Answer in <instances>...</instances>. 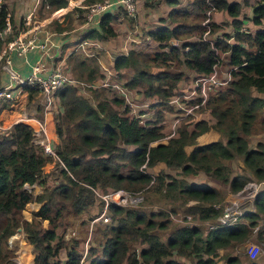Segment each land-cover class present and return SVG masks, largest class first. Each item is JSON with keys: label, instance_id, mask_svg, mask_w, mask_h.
<instances>
[{"label": "trees", "instance_id": "16d2710c", "mask_svg": "<svg viewBox=\"0 0 264 264\" xmlns=\"http://www.w3.org/2000/svg\"><path fill=\"white\" fill-rule=\"evenodd\" d=\"M93 1L100 0L82 3ZM148 1L134 2L133 14L117 3L84 24L78 39L96 47L118 34L117 23L133 20L136 13L160 2L167 7V20L146 27L137 41L115 54L109 72L101 70L93 51L87 54L78 47L65 55V70L75 80L52 91L57 109L53 116L57 141L50 142L53 156L33 141L29 125L15 122L0 129V262L6 263L8 257L3 253L8 237L20 228L31 245L32 264H78L83 248L76 234L63 238L66 225L81 215L90 220L99 213L102 200L94 189H124L139 191L144 200L156 194L164 208L146 211L143 200L127 207L108 203V220L96 228L101 242L90 236L91 231L83 240L88 243L86 264H264L248 255L247 246L245 252L235 251L249 239L264 241V0L248 1L246 22L239 17L240 0ZM43 2L52 11L67 0ZM11 8L0 0V31L7 12L13 26L10 34L0 37V48L18 30ZM80 9L68 10L65 16L72 21L74 10ZM210 10L229 17L222 22L227 30H220L211 14L207 17ZM247 22L254 28H242ZM54 24L52 30L58 34L70 26ZM66 36L67 31L62 34ZM79 50L82 54H75ZM216 62L228 73L223 86L208 92L202 103L199 95L182 97ZM178 65L183 70H169ZM154 67L159 70L154 72ZM183 79L189 85L180 89ZM24 89L28 98L37 91ZM148 99L155 101L146 103ZM8 103L3 101L0 109ZM195 109L208 111L210 117L196 120L191 128L181 124V118ZM164 110H172L173 119L180 122L170 135L162 130ZM203 133L211 136L201 141ZM252 135L261 138L254 140ZM51 161L54 171L43 173L42 166ZM231 162L236 163L234 168ZM51 174L55 178L47 183ZM199 174L215 185L190 179ZM248 181L261 186L237 205L236 221L210 226L226 193H235ZM33 183L40 186L35 194L24 187ZM32 201L40 204L25 219L22 210ZM93 206L95 212L90 213ZM179 213L183 222L174 224L172 217ZM186 213L206 224H186ZM86 222H80L84 231Z\"/></svg>", "mask_w": 264, "mask_h": 264}, {"label": "built area", "instance_id": "2783aa9c", "mask_svg": "<svg viewBox=\"0 0 264 264\" xmlns=\"http://www.w3.org/2000/svg\"><path fill=\"white\" fill-rule=\"evenodd\" d=\"M81 1V2H80ZM134 0H100L93 1L89 3H82V0H74L71 3L67 0L64 7H60L52 10L50 15L44 16L42 20H34L33 17L37 11V8L42 5V0H34L31 5V8L20 16L21 19V28L17 30V32L0 48V69H2L6 74V80H0V104L3 101L12 102V100L16 97V94L25 90L24 87H35L37 89L36 93H41L44 97L43 104L44 106H49L51 101L53 102L52 91L59 85L63 83H73L74 79L71 78L65 70L64 63L62 61L50 62L49 57L55 56L56 50L61 48V41H54L52 39L53 35H57L58 33L53 30H48L45 28V25L52 18L61 20L60 16L62 13L68 10H72L77 5L80 9L74 10L73 17L78 19L80 18L83 21V24H87L94 15H98L107 8H110L112 5L117 3H122L125 5L129 14H133V3ZM39 2L41 4L39 5ZM73 2H76L73 4ZM49 8V4L43 2L42 8ZM58 12V13H57ZM57 13V14H55ZM10 14L7 12L4 17V27L0 31V37H5L11 33V23H10ZM48 20V21H47ZM47 21V22H46ZM70 39V38H69ZM78 39V38H77ZM76 39V40H77ZM76 40H70L72 42L70 50H77L78 47L84 49V45L86 42L84 40H79L78 43H75ZM10 52L16 54L17 56H25L27 52H35L36 59L31 63L30 69L26 74L19 73L10 62ZM58 55V54H57ZM220 72L221 79H218L216 76L217 72ZM226 72V77L222 76ZM228 79L227 71L221 69L219 67V62H216L212 71L204 76L198 77L194 80L191 88L186 92L184 96H200V103L204 100L205 96L209 91L212 90L215 86H218L220 83H224ZM26 91V90H25ZM55 100V99H54ZM173 101H177V97L172 99ZM187 110V109H186ZM27 119V118H25ZM36 121L37 125L31 127L32 136H36L38 140H34V142L41 145L42 150L48 155H54L52 146L50 145V140L48 139L45 131V127L41 120L33 119ZM177 119L173 121L175 123ZM34 138V137H33ZM261 186V182L248 181L243 185V187L232 193V200L225 206H223L220 214L216 217L214 225H231L236 221L238 210L237 205L246 199L252 198L258 191ZM96 195L103 200L102 208L99 213L90 219V224L95 220H103L106 221V206L108 204V200L113 201L114 203H119L124 201L127 197V194L121 190H111L106 193H99L96 190H93ZM135 199V197H134ZM131 201V199H130ZM86 242V241H85ZM258 250V247L255 244L249 243L246 247V252L250 257H253ZM86 249L82 251V254L79 258L78 264H86L84 260Z\"/></svg>", "mask_w": 264, "mask_h": 264}, {"label": "rangeland", "instance_id": "374dc122", "mask_svg": "<svg viewBox=\"0 0 264 264\" xmlns=\"http://www.w3.org/2000/svg\"><path fill=\"white\" fill-rule=\"evenodd\" d=\"M69 1L70 2H68V3H71L74 0H69ZM136 1L137 0H134V1H132V3L136 2ZM151 1H153V0H149L148 2H151ZM240 1L243 4L240 7V15H239V17L241 16L242 20H244L246 22L247 21L246 17L250 13V7L248 6V1H250V0H240ZM5 2L8 4V6H13L16 3L17 8H19L21 10V12H22V10L24 12V10L27 7L26 6L27 3H33L34 1L33 0H31V1L30 0L29 1L28 0H24V2H23V0H5ZM20 3H21V5H20ZM74 3H76V2H73V4ZM66 6H67V4H66ZM74 6L78 7L77 5H74ZM146 9L147 10H143L142 13H136V17L133 20L127 19V20H123V22L117 23L116 24V28L118 30V34L114 38H111V39H109L107 41L101 42L96 47H94L93 45H90L91 51H93V53H96L97 62L100 64V68H101V70H103L104 73H106V67L109 64V62L111 61V59L114 57V55L117 54L118 52H120L121 50H123V46L128 47L131 44L130 43L131 40L137 41L139 39L138 37H140L141 34H142V32H141L142 30H144L146 27L155 26L156 24H158L160 22V19H162V18L167 20L166 19L167 7L164 4H162L161 2L158 4L157 7H154V6L151 7V8L146 7ZM9 12L11 13L12 10L10 9ZM51 12L52 11L50 10V8L43 7L42 9H39V11L36 14V17L35 16L34 17L36 19H40L41 17L50 15ZM65 13H66V11L64 13H62L60 16H58V17L61 18L60 23L62 22L63 25L70 23V26L68 27L69 29H63V31H62V32L67 31L68 36H66V39L67 38H70V39H67L66 46H70L69 47V49H70L71 45H72V42L69 41V40H71L72 37H74L73 35L76 33V31H80L79 28H80V25H81L82 21L80 20V18L76 19L73 16H72V21H71V18H69V16H65ZM208 13H206L207 17H210V14H211V18L215 19L216 22H219L218 24H219L220 30H227L229 28L227 25H222V22L225 19L229 20V17H227L223 12L210 10V11H208ZM19 14L20 13H18V12L14 13L15 29H19L20 28L19 24H22V22L17 24V21H16L18 16H19ZM20 15H22V14H20ZM207 20L208 19H205L204 22H206ZM54 21H57V19L52 18L51 20H49L48 23L45 25V28L48 29V30H52V28H54V26H55ZM12 27L13 26L11 24V30L13 31ZM242 28L253 29L254 25L249 23V22H247V23H244L242 25ZM204 36H205V38H208L209 35L208 36L204 35ZM170 41L174 42V43L177 42V40H175L174 38H171ZM82 52H83V50H79V51L75 52V54H82ZM222 56L223 55L220 54V58ZM222 59H223V57H222ZM220 61H221V59H220ZM69 65H70V63H69ZM221 66L225 67V65H221ZM157 70H159V68H155V67L153 68L154 72L157 71ZM169 70L175 71V70H183V69L180 67V65H178L177 67L171 66L169 68ZM223 70H224V68H223ZM67 72H68V70H67ZM68 74H69V76L71 78L74 79V76L70 72H68ZM216 76H217L218 79H221V77H220L221 74H220L219 71L216 73ZM222 76L226 77V72H224V74H222ZM186 80L183 79L180 82H178L180 89L187 88V86L189 85V82H188V80L187 81ZM187 82H188V84H186ZM81 84H83V83H81ZM192 84H191V86H192ZM220 85L223 86V83L222 84L220 83L218 86H215L214 88H212V90L209 91L208 94H210V93L213 94L218 88L221 87ZM83 87L81 88L82 92H84L85 95L90 96V91L85 89V88H83ZM183 96L184 95H182V97ZM137 97L139 98V96H137ZM152 100H154V99H148L146 101V103L151 102ZM43 101H44V97L39 92L38 93H33L30 98H28L27 95H25V97L21 101V104L19 105V106H21V109L18 110L20 113L23 114L22 122L27 123L29 126L33 127V124H31V120H29V118H33V119L35 118V119L42 120L43 119L42 118L43 111L45 110V108H47L48 110L51 111V115H52V119H53V116L57 113L56 112L57 111V109H56V101L53 99V102L51 101V104L49 106H44ZM187 111H188V109L185 110V112H187ZM173 115H174V112L172 110H167V111L164 110V112H163V116L164 117H163V128H162V130H163V132L166 135H170L175 130V127H176L175 125L178 123L177 122L178 120L176 121V123H173V121H174ZM181 117H182V115L180 116V118ZM209 117L210 116L208 114V111H198L197 109H195L194 111H192V113L187 118H185V116H183L181 118L182 120L180 119L181 120L180 122H181V124H186V126L188 128H191L193 122H195L196 120H198L200 118L208 119ZM25 118H27V119H25ZM179 123H178V125H179ZM53 124H54V122H53ZM46 135H47V137L48 136L50 137L49 133H46ZM33 137H34L33 139L35 141L38 140V138L36 136L33 135ZM207 137H208V134L207 133H203L200 136V140L201 141H205V139H207ZM252 138L255 140L256 138H261V137L258 136V135H252ZM56 141H57V138H56ZM56 141L54 143H56ZM186 148L188 149V147H186ZM234 164H236V163L231 162V165H232L233 168H234ZM47 170H49V171L51 170V172H53L54 171L53 164H52V167L51 168L48 167ZM149 170H150L149 172L151 174H153L152 172L155 169L151 168ZM167 170H169L170 172L173 171L171 169H167ZM53 177L55 178V176H53L52 174L49 175V177L46 180L47 183H51L52 182L51 178H53ZM190 179H193L194 181H201V182H205V183H209V184L215 185L213 182L207 180L206 177L204 175H202V174H199V175H197L195 177H191ZM27 187H30V186L26 185V188ZM95 190H96V192H99V193H106L108 191H111L109 189L106 192H103V191H101L99 189H95ZM121 190H123L127 194L126 199L124 201L119 202V203H114L113 201L108 200V203H112V204H116V205H123V206L127 207L129 205H136L138 202L143 200L142 203H141V206H144L146 208V211L147 210L155 211V210H159L160 208H164L163 202H161V201H163V199L162 198H158V196L156 194H151L152 196L148 197L147 200L146 199L144 200L143 195L139 191L133 193V192H130V191H127V190H124V189H121ZM33 192H34V190H33ZM94 194L96 195L95 192H94ZM134 197H135V199H134ZM232 198H233V195H231L230 192L226 193L221 208H223V206L227 205L229 203V201L232 200ZM130 199H131V201H130ZM102 202H103V200H102ZM248 206L249 205L245 204L246 208H248ZM31 209H32V207H30V205H27V203H26L24 208H23V210H22V213L25 214L26 216H29V212H30ZM94 212H95V206L91 207V209H90V213H94ZM180 215L181 214L179 213V215L177 216L176 219L174 217H172V219H173L172 222H174V224L177 223V222L178 223L183 222V221L179 220ZM105 216H106V220H108L107 208H106ZM184 216L186 218L185 219V221H186L185 223L186 224H195V225H199V226H201L203 224H206V223L198 222L193 217H190V213H186V214H184ZM155 218L158 219L159 217L156 216ZM86 219H87L88 222H86V226H85L86 227V231H84L82 229L83 226H81L80 222H81V220H86ZM89 221L90 220H88V215L87 214L81 215L80 217H78L76 219V221H75V218H74V221L72 223H69V224L66 225L65 230H64V234H63V238L67 239L69 237V235L76 234V238L78 239V241H80V244H81L80 248L81 249L83 248V250L86 249V251H87L88 243H86L85 241L83 242V240L86 239L89 231H91L90 232V236L92 238L95 237V240H99L101 242L102 238H100V234L96 231V228L98 226H100V224H103V222H105V221H103L101 219L100 220H95L91 224H90ZM215 221L209 222L208 224H213V223H215ZM159 234H160V237H163V233H162L161 230H160ZM16 241H17L16 239H12L11 245H8V243L6 244V246H5L6 251L3 252V253H6L8 257L6 259H4V261H6V263L0 262V264H14V258L16 256L14 254V249L16 248V244H17ZM249 243L255 244L258 247V250H257V252H256V254L254 255L253 258L259 257V260L262 262L264 260V241L263 240H254V239L251 240V239H249L248 243L242 245V247H235V251L242 250V251L245 252V247ZM60 254H61V256H63V253H60ZM85 261H86V259H85ZM219 263L221 264V261L217 262V264H219Z\"/></svg>", "mask_w": 264, "mask_h": 264}, {"label": "crops", "instance_id": "0c3cea01", "mask_svg": "<svg viewBox=\"0 0 264 264\" xmlns=\"http://www.w3.org/2000/svg\"><path fill=\"white\" fill-rule=\"evenodd\" d=\"M23 2H24V0H23ZM40 4H41V2H39V5ZM20 5H21V3H20ZM31 5H32V3H27L26 9L24 10V12L22 10V12L23 13L27 12L31 8ZM39 9H42V5H40L37 8V11H36V13L34 15L35 17H36V14H37ZM11 10L13 12V13L11 12L13 16H14L15 12L23 14L21 12V10L19 8H17L16 3H15V5L12 6ZM20 14H19L18 18H20V16H21ZM35 17H33V19L34 20H39V21L40 20L43 21V18H44V17H41L40 19H36ZM18 18H17L16 21H18ZM13 19H15V17ZM83 27H84V24H81L80 28H79L80 31H76V33L73 35L74 37H72V40H76L80 36V34L82 32L81 30H82ZM62 34H64V32H62L61 34L53 35L52 39L54 41H61L62 40L61 48H62V46H65L64 49H63V52L61 51L62 49H60V51H59V49L56 50L55 51L56 52L55 56L49 57V60L46 59V61H50V62H57L59 60L62 61V62L64 61L65 55L68 53L67 49L70 46H66L67 39H69V38H67V39H66V37L63 38ZM86 45L90 46L91 42H86L85 47L83 49L85 53L89 54L91 52V50H88ZM125 48L126 47L123 46V51L125 50ZM60 52H62V53H60ZM9 55H10L11 65L19 73L26 74L28 72V70L30 69L31 63L36 59V55L37 54L35 52H27L25 56L20 57V56H17L16 54L10 52ZM0 63H1V60H0ZM106 71L107 72L110 71L109 64L106 67ZM0 80L1 81H5L6 80V74H5V72L2 69H0ZM25 95H27V92L25 90H22L21 92L16 94V97L12 100V102L8 103V107L7 108L0 109V129L7 128V127H9L11 124H13L15 122H22L23 114L20 113L18 110L21 109V106H19V105L21 104V101L25 97ZM42 118L43 119L41 121H42V123H43V125L45 127V131H46V133H49V135H50V137L48 136V138L50 139L51 144H54V142L56 141V135L54 133V124H53L51 111L48 110L47 108H45V110L43 111ZM32 119L33 118H29V120H31V124H33V126L35 127L37 125V123H36L35 120H32ZM37 120H39V119H37ZM25 124H27V123H25ZM210 136L211 135H208L207 139H209ZM52 164H53L52 162L45 163L42 166V172L43 173L48 172L49 170H47V169H48V167L51 168ZM26 185L27 184H24L25 188H26ZM29 186L30 187H27V189L31 190L32 194H35V193L40 191V186L38 184H36V183H33V184L29 185ZM33 190H34V192H33ZM39 204L40 203L35 202V201L27 203V205H30V207H32L30 212L32 210H35L39 206ZM30 212H29V216H26L25 214L22 213L23 218L29 219ZM262 222H264V220H262ZM45 224H46V221H43L42 225L45 226ZM12 239H16L17 240L16 241L17 242L16 248L14 249V253L16 255L15 258H14V264H32L33 253L31 251V245L28 242L25 241L24 234L21 232V230L16 229L15 233L8 237V239H7L8 245H11Z\"/></svg>", "mask_w": 264, "mask_h": 264}, {"label": "water", "instance_id": "95a60500", "mask_svg": "<svg viewBox=\"0 0 264 264\" xmlns=\"http://www.w3.org/2000/svg\"><path fill=\"white\" fill-rule=\"evenodd\" d=\"M18 230H20V228H17Z\"/></svg>", "mask_w": 264, "mask_h": 264}, {"label": "bare ground", "instance_id": "6f19581e", "mask_svg": "<svg viewBox=\"0 0 264 264\" xmlns=\"http://www.w3.org/2000/svg\"><path fill=\"white\" fill-rule=\"evenodd\" d=\"M58 13V12H57ZM57 13H55V14H57Z\"/></svg>", "mask_w": 264, "mask_h": 264}, {"label": "clouds", "instance_id": "9594fccd", "mask_svg": "<svg viewBox=\"0 0 264 264\" xmlns=\"http://www.w3.org/2000/svg\"><path fill=\"white\" fill-rule=\"evenodd\" d=\"M86 262V261H85Z\"/></svg>", "mask_w": 264, "mask_h": 264}]
</instances>
